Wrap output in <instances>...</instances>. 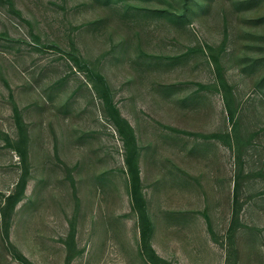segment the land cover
<instances>
[{
	"label": "rangeland",
	"instance_id": "374dc122",
	"mask_svg": "<svg viewBox=\"0 0 264 264\" xmlns=\"http://www.w3.org/2000/svg\"><path fill=\"white\" fill-rule=\"evenodd\" d=\"M73 55L134 128L158 255L264 264V0H0V264H154L124 140ZM16 109L29 174L4 215Z\"/></svg>",
	"mask_w": 264,
	"mask_h": 264
},
{
	"label": "trees",
	"instance_id": "16d2710c",
	"mask_svg": "<svg viewBox=\"0 0 264 264\" xmlns=\"http://www.w3.org/2000/svg\"><path fill=\"white\" fill-rule=\"evenodd\" d=\"M11 6H14L12 2ZM75 63L80 69H84L88 74H91V78L97 85H101L100 94L105 101L106 108L109 110L110 117L116 124L126 146V163L128 165V172L130 176V192L134 209L138 212L141 222V250L144 256H146L152 263L159 264L162 261L164 264H172L170 261L162 258L151 245L152 234V221L150 219L147 201L142 190L141 174L139 166V150L136 140V135L133 126L130 122L121 114L119 108L113 101L111 90L109 85L100 71L92 68L85 61V59L79 55H73ZM100 89V88H98ZM16 112V123L19 129L20 139L18 140L16 150H18L21 160L23 162V173L20 181L17 183V189L7 196V203L3 206L2 211L5 215L6 208L13 209L15 205L20 201L21 196L28 181V151H27V133L22 117L18 109ZM6 234L8 235L9 222L6 219Z\"/></svg>",
	"mask_w": 264,
	"mask_h": 264
}]
</instances>
